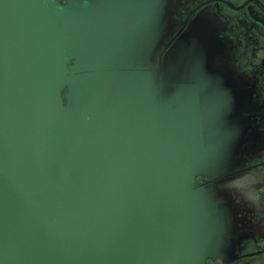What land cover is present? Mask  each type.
<instances>
[{"label":"water","instance_id":"obj_1","mask_svg":"<svg viewBox=\"0 0 264 264\" xmlns=\"http://www.w3.org/2000/svg\"><path fill=\"white\" fill-rule=\"evenodd\" d=\"M81 1L0 0V264H206L226 227L197 179L242 169L264 108L221 132L198 52L152 66L155 4Z\"/></svg>","mask_w":264,"mask_h":264},{"label":"flooded vegetation","instance_id":"obj_2","mask_svg":"<svg viewBox=\"0 0 264 264\" xmlns=\"http://www.w3.org/2000/svg\"><path fill=\"white\" fill-rule=\"evenodd\" d=\"M89 1L113 3L119 10L124 4L125 12L126 4L146 10L149 3V0L81 2ZM150 1L156 5L160 18L152 66L159 67L173 48L184 50L188 56L198 52L206 62L207 87L202 92H206L211 104L223 108L218 128L231 137L239 135L242 108L251 104L264 108V0ZM140 58L146 59V53ZM182 91L177 86L165 88L157 99L162 101ZM203 93L196 98L200 100ZM253 129L249 133V148L239 147L236 138L234 148L224 152L244 154L239 172L216 182L204 177L197 179L198 189H205L222 212L226 227L219 249L206 264H264V128L254 130L256 133Z\"/></svg>","mask_w":264,"mask_h":264}]
</instances>
